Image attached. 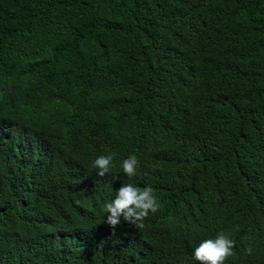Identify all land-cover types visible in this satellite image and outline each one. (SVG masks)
Segmentation results:
<instances>
[{
    "label": "trees",
    "instance_id": "16d2710c",
    "mask_svg": "<svg viewBox=\"0 0 264 264\" xmlns=\"http://www.w3.org/2000/svg\"><path fill=\"white\" fill-rule=\"evenodd\" d=\"M124 183L159 208L113 232ZM220 232L264 264V0H0V264H200Z\"/></svg>",
    "mask_w": 264,
    "mask_h": 264
},
{
    "label": "clouds",
    "instance_id": "9594fccd",
    "mask_svg": "<svg viewBox=\"0 0 264 264\" xmlns=\"http://www.w3.org/2000/svg\"><path fill=\"white\" fill-rule=\"evenodd\" d=\"M113 156L101 155L94 160L91 167L96 169L101 177L109 174L111 171ZM139 161L135 155H131L122 163L124 174L133 177L137 174ZM159 204L153 194L151 187H140L124 183L118 191L115 198L104 205V211L107 213L106 223L113 230L121 224V217L127 224L136 227H143V221L149 213L157 212ZM235 241L226 236L223 232L217 234L215 239H206L195 247L193 256L200 264H225V261L233 255ZM251 254L252 249L246 250Z\"/></svg>",
    "mask_w": 264,
    "mask_h": 264
}]
</instances>
